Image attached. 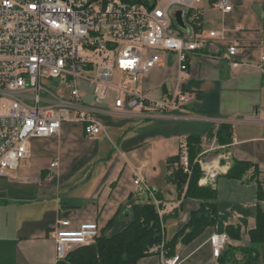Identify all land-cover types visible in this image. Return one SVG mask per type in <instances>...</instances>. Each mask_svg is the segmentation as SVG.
<instances>
[{
  "label": "crops",
  "instance_id": "obj_1",
  "mask_svg": "<svg viewBox=\"0 0 264 264\" xmlns=\"http://www.w3.org/2000/svg\"><path fill=\"white\" fill-rule=\"evenodd\" d=\"M212 2L203 0L185 16L191 31L206 38L202 48L189 53L190 78L178 79L175 53L139 76V90L150 97L193 90L195 100L166 117L147 118L116 110L117 92L112 91L104 104L110 115L97 137L88 138L81 124L66 123L59 135L30 140V156L11 178H0V264H54L52 233L62 219L69 218L73 225L97 222L101 232L121 229L141 194L136 177L163 197L156 200L163 205L165 238L171 239L197 204L179 196L169 180L174 170L169 159L179 154L181 140L189 137L201 139L197 158L218 170L210 184L200 179V184L217 189V222L192 242L177 246V264H222L210 239L216 233L229 234L223 250H232L226 255L227 264L234 253L235 264H243V255L236 249L251 245L250 231L257 225L259 208H264V70L260 65L264 0H231L233 10L228 13L215 9ZM212 31L219 35L211 37ZM232 44L239 48L236 57L229 53ZM234 61L239 64L234 66ZM91 88L88 84L84 90L89 101ZM223 125L229 126V131L221 132L222 139L230 138L225 143L217 136ZM104 138L110 142H102ZM54 160L59 168L51 179L49 166ZM236 161L253 164L241 179L227 176ZM230 227L239 229V237L230 234ZM167 258L158 251L138 264H166ZM259 264H264V246Z\"/></svg>",
  "mask_w": 264,
  "mask_h": 264
},
{
  "label": "built area",
  "instance_id": "obj_2",
  "mask_svg": "<svg viewBox=\"0 0 264 264\" xmlns=\"http://www.w3.org/2000/svg\"><path fill=\"white\" fill-rule=\"evenodd\" d=\"M203 0H0V178H11L30 156V140L59 135L66 123L81 124L88 138L105 130L110 110L104 104L112 91L115 108L127 115L162 118L197 98L193 90H174L154 98L138 88L140 74L167 62L175 53L178 79L190 78L189 53L204 46L206 38L191 29L181 30L175 13L187 12ZM215 9L228 13L231 0H213ZM212 31L211 37H217ZM238 46H229L236 57ZM85 51L91 52L86 54ZM239 63L233 62L234 66ZM260 65L264 70V44ZM121 77L116 82V71ZM63 81L66 95L47 86L45 80ZM92 85V99L84 90ZM181 164L191 173L189 143L180 142ZM203 171L201 181L210 184L218 170L197 158ZM59 161L50 163L48 177H56ZM139 193L154 191L135 178ZM160 214L162 212L160 210ZM101 235L97 222L73 225L62 219L52 233L58 264L76 246L89 245ZM215 256L230 240L228 233L211 236ZM153 251L166 253L164 244ZM179 256L167 258L177 264Z\"/></svg>",
  "mask_w": 264,
  "mask_h": 264
},
{
  "label": "trees",
  "instance_id": "obj_3",
  "mask_svg": "<svg viewBox=\"0 0 264 264\" xmlns=\"http://www.w3.org/2000/svg\"><path fill=\"white\" fill-rule=\"evenodd\" d=\"M191 9L187 12L189 16ZM229 131L228 125L221 126L217 133L220 142H229L230 138L222 139L221 132ZM189 156L191 173H187L182 164L180 154L169 159V164L174 166L169 180L173 182L178 195H184L187 201H195L197 204L190 212L185 222L176 234L169 240L165 238L164 218L160 214L163 205L157 204L153 197L138 199L132 205L131 218L121 229L115 230L110 235L103 232L94 243L80 245L71 250L58 264H138L139 261L152 253L155 245L164 244L165 255L172 257L177 254V246L188 244L200 236L209 226L217 222V189L211 185L200 184L203 171L199 163L195 162L202 150L201 139L189 137ZM253 164L246 161H236L227 173L228 177L241 179ZM156 199L162 200L158 191H154ZM117 216L111 219L110 227L116 221ZM229 232L239 237V229L230 227ZM251 245L237 248L243 255V264H259L260 249L264 246V208L260 207L257 215V225L250 231ZM222 251L219 259L222 264H227L226 255ZM232 263L235 264V253ZM228 260V259H227Z\"/></svg>",
  "mask_w": 264,
  "mask_h": 264
},
{
  "label": "rangeland",
  "instance_id": "obj_4",
  "mask_svg": "<svg viewBox=\"0 0 264 264\" xmlns=\"http://www.w3.org/2000/svg\"><path fill=\"white\" fill-rule=\"evenodd\" d=\"M85 53L86 54H91V52H89V51H85ZM121 77H124V78H128L127 77V74H124V75H122L121 74V72L119 71V70H117L116 71V77H115V79H116V82L117 83H119V81H121ZM57 81L58 80H55V79H47V80H45V83L47 84V86H49V87H51V88H53L56 92H59V90H61V92L60 93H63V95H66V89L62 86V84H63V81H59V83H57ZM108 141V142H110V140L109 139H106V138H104L103 139V141L102 142H105V141ZM165 188H167V189H164V191L165 192H167L168 191V188H170V185H167ZM149 197V195H143V194H140L139 195V198L140 199H147ZM139 199V200H140ZM149 199V198H148ZM135 203V202H134ZM133 203V204H134ZM131 209H132V207H131ZM131 212V211H130ZM124 216V215H123ZM123 216H121V217H123ZM123 218H127V217H123ZM130 218H131V216H130ZM130 220V219H129ZM125 224H127V222H125ZM114 231H112V230H110V231H108V232H105V234H107V235H110L111 233H113ZM103 232H101V234H102ZM77 247V246H76ZM76 247H74L73 249H75ZM72 249V250H73Z\"/></svg>",
  "mask_w": 264,
  "mask_h": 264
},
{
  "label": "water",
  "instance_id": "obj_5",
  "mask_svg": "<svg viewBox=\"0 0 264 264\" xmlns=\"http://www.w3.org/2000/svg\"><path fill=\"white\" fill-rule=\"evenodd\" d=\"M175 20H176V23L179 27H181L182 29H184L186 31L190 30V28L187 25L186 20H185L184 10H179L175 13Z\"/></svg>",
  "mask_w": 264,
  "mask_h": 264
}]
</instances>
